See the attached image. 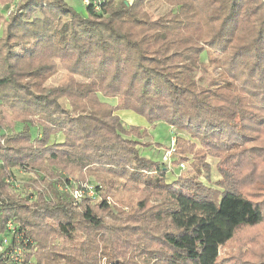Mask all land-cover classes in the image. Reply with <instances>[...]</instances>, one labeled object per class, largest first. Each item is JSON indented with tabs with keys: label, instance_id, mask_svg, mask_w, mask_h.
Instances as JSON below:
<instances>
[{
	"label": "trees",
	"instance_id": "obj_1",
	"mask_svg": "<svg viewBox=\"0 0 264 264\" xmlns=\"http://www.w3.org/2000/svg\"><path fill=\"white\" fill-rule=\"evenodd\" d=\"M151 3L168 11L153 19ZM0 4L10 10L0 12V264H18L17 248L20 264H95L113 237L137 241L129 262L109 255L114 264H218L239 228L263 222L261 203L228 178L238 162L222 164L264 155L247 147L264 126V0H99L86 14L66 0ZM214 62L220 70L201 83L198 71ZM59 65L80 80L49 86ZM121 109L187 131L195 143L176 135L174 163L212 154L225 180H198L202 166L168 180L167 165L140 152L147 132L125 128ZM27 167L35 176L16 180ZM49 177L56 192L45 197L39 181L49 188ZM88 186L92 196L74 197ZM123 189L143 195L137 214L116 207Z\"/></svg>",
	"mask_w": 264,
	"mask_h": 264
},
{
	"label": "rangeland",
	"instance_id": "obj_2",
	"mask_svg": "<svg viewBox=\"0 0 264 264\" xmlns=\"http://www.w3.org/2000/svg\"><path fill=\"white\" fill-rule=\"evenodd\" d=\"M72 7L82 14H86V7L83 3V0H66ZM13 5L11 6L12 9ZM146 9L150 13L153 19L158 16L166 13L168 8L161 3H151L146 6ZM9 7L6 5L0 4V12L9 15ZM3 26L0 24V35L2 33ZM201 61L208 64V58L206 54L201 57ZM219 63L214 62L206 67L200 69L198 71L197 77L201 80V83L206 84L211 80V77L217 74L219 71ZM80 80L79 76L76 74L66 70L62 65L58 66L57 72L51 76V79L48 80L49 86H60V85H74L76 81ZM1 103V100H0ZM113 103L115 101L113 100ZM122 120V124L125 128H129L131 126L140 127L141 133L147 132V134L143 137V142H148L149 146L143 147L140 146V152L143 156L150 158L152 160H160L167 165L170 172L168 174V180H174L177 175L180 173L187 174L188 172L197 171V167L200 168L199 174L200 178L198 180L204 182L207 185L214 186L215 183L225 180V177L222 176L219 171V165L221 164L220 157L214 156L212 154L203 155L202 151H200L201 156L198 157L195 152L188 153L189 158L185 159L184 163L176 165L174 161L178 159L174 156L175 148H176V135H181L188 140L185 141L187 144H194L195 141L190 137V134L187 131H177L172 126L168 125L164 121H158L154 124H150L148 120L136 113L133 110L121 109L116 111ZM22 124L18 123L16 128L20 129ZM261 128H255L254 141H250L247 143V147H250L252 144H258L264 147V126H260ZM173 138L175 139V143L173 144ZM63 141L64 137L62 134H58L52 137V141ZM235 149H243L240 145L239 147H235ZM232 150V149H230ZM243 157L237 155L235 157H231L228 162H226L225 166H232L235 162H238V168L235 170L236 175H231L228 178L233 182L237 183L238 187L241 189L242 193L246 196L250 197L253 200L259 201L261 205L264 207V155H253L250 157L247 154H243ZM206 166V167H205ZM28 168V167H27ZM28 168V173H25V169H22L23 172L14 171L17 179L19 181L27 180L30 176H35V172H32ZM49 176V175H48ZM70 179H73L72 176H68ZM111 177V175H109ZM35 178L39 179V176ZM48 181L51 180L53 186L47 188L48 185L44 180H40V186L44 187L40 192L44 193V196H50V192L53 194L56 192L57 181L56 178L49 177L46 178ZM89 179L96 180L93 176L89 177ZM30 186V185H29ZM116 195L113 196V201L116 202V207L119 211L124 212L125 216L128 214H137L138 211L137 203L139 198L143 196L138 191L130 192L128 189L123 190H114ZM150 205L156 206L157 199L149 198ZM125 218V217H124ZM125 220H123L124 222ZM1 229L5 226V219L1 221ZM137 225V224H136ZM89 228L86 227L82 230L78 236L83 241L87 238V230ZM109 235V234H108ZM110 238V237H109ZM114 240L110 239L107 243L108 246L105 248L108 253H102V248H99L98 256L92 258L94 259L95 264H114L115 259H110L109 255H114L117 259H120L125 262H129V258H131V244H137V241L131 243L130 245H126L124 241L120 243V240L113 237ZM57 245L62 244V240L60 238L55 239ZM90 241L88 242V244ZM105 245L104 242L100 243V246ZM161 246L160 243H155L151 245L153 248H159ZM93 264V263H91ZM137 264H143L141 262ZM218 264H264V220L263 222L254 225V226H243L239 228L234 237L227 242L220 251V258Z\"/></svg>",
	"mask_w": 264,
	"mask_h": 264
},
{
	"label": "built area",
	"instance_id": "obj_3",
	"mask_svg": "<svg viewBox=\"0 0 264 264\" xmlns=\"http://www.w3.org/2000/svg\"><path fill=\"white\" fill-rule=\"evenodd\" d=\"M99 0H83V3L84 4H90V3H93L95 4V7L97 8L98 6H96V4L98 3ZM175 143V139L173 138V144ZM89 195V196H92L93 195V189H92V186H88V189L87 190H76L74 191V197L76 199H80L82 195ZM8 231H13V229H16V226L14 225V223L9 220L8 223H7V228H6ZM0 250H3V247L0 246ZM16 254L14 256H11V259L15 260V263L17 261L18 264H20L19 262L21 261V255H22V251H20V249H16L15 250ZM20 256V257H16V255Z\"/></svg>",
	"mask_w": 264,
	"mask_h": 264
}]
</instances>
